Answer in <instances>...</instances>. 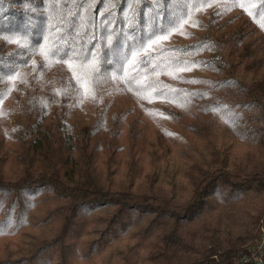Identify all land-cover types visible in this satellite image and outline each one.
<instances>
[{
  "label": "trees",
  "instance_id": "1",
  "mask_svg": "<svg viewBox=\"0 0 264 264\" xmlns=\"http://www.w3.org/2000/svg\"><path fill=\"white\" fill-rule=\"evenodd\" d=\"M258 21L264 0H0V264H264L241 260Z\"/></svg>",
  "mask_w": 264,
  "mask_h": 264
},
{
  "label": "built area",
  "instance_id": "2",
  "mask_svg": "<svg viewBox=\"0 0 264 264\" xmlns=\"http://www.w3.org/2000/svg\"><path fill=\"white\" fill-rule=\"evenodd\" d=\"M257 242L254 244L253 248L241 258L244 261L251 262H264V217L261 220V225L258 230Z\"/></svg>",
  "mask_w": 264,
  "mask_h": 264
},
{
  "label": "snow or ice",
  "instance_id": "3",
  "mask_svg": "<svg viewBox=\"0 0 264 264\" xmlns=\"http://www.w3.org/2000/svg\"><path fill=\"white\" fill-rule=\"evenodd\" d=\"M213 2H215V0H213ZM240 2V0H233V3L238 5ZM258 23H260L261 27H264V22L258 21ZM164 39H167V37H164Z\"/></svg>",
  "mask_w": 264,
  "mask_h": 264
}]
</instances>
